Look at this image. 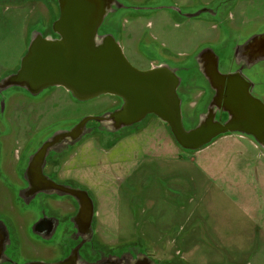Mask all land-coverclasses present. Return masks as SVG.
<instances>
[{"label": "rangeland", "instance_id": "rangeland-1", "mask_svg": "<svg viewBox=\"0 0 264 264\" xmlns=\"http://www.w3.org/2000/svg\"><path fill=\"white\" fill-rule=\"evenodd\" d=\"M122 1L138 9L119 11L107 21L112 19L113 34L128 61L142 71L154 64L185 62L203 48L223 42L225 22L244 24L247 29L264 27V22L253 24L264 18V0ZM47 2H52L53 12L58 13L54 0H0V80L19 69L32 32L39 31L41 23L53 22L45 6L51 8L52 4ZM191 95L182 105L184 117L196 91ZM196 98L199 103V96ZM11 102L6 101L3 112L0 107V221H7L18 234L23 262L51 263L61 258V253L55 244L31 237L36 215L17 202L19 187L4 176L13 177L11 165L17 163V153L27 144L39 147L57 129H69L87 116L111 111L117 98L102 95L78 101L63 87H50L33 98L16 96ZM132 129L115 143L108 142L102 132L85 136L59 162L65 177L92 196L96 237L110 250L108 256L136 250L156 264H264V234L249 243L250 234L231 235L219 228L208 235V242L198 243L195 224L198 196H264V159L252 155V139L227 135L204 152L187 153L154 115ZM256 151L264 152L262 148ZM130 171L133 185L128 180ZM223 209L233 210L228 203ZM193 212L189 225L196 229L181 246L179 225L183 228Z\"/></svg>", "mask_w": 264, "mask_h": 264}, {"label": "water", "instance_id": "water-1", "mask_svg": "<svg viewBox=\"0 0 264 264\" xmlns=\"http://www.w3.org/2000/svg\"><path fill=\"white\" fill-rule=\"evenodd\" d=\"M58 4L60 15L53 29L60 39L43 37L39 31L32 32L19 69L0 80V93L21 88L38 96L50 87H63L78 101L111 95L120 98L123 104L99 116H87L69 129L58 130L41 144L30 157L25 173L31 179L33 195L69 194L79 202L78 218L92 212L93 202L87 192L57 185L43 175L47 157L52 152L68 151L95 132L116 134L141 123L149 115L167 125L176 143L190 153L230 134L249 137L264 150V101L253 96L249 87L246 91L239 80L228 81L229 76L217 72L218 60L211 47L197 52L192 62L207 70L205 65L209 63L204 61H210V69L217 75L216 86H213L215 95L201 105L196 123L187 128L183 120V100L178 93L181 84L178 71L190 67L180 69L163 63L139 70L128 61L113 34H99L107 17L138 8L119 0H58ZM221 112L229 116L225 122L217 119ZM8 246L9 233L0 221V264L7 261L5 251ZM132 253L126 252L119 257L102 256L89 263L75 250L58 262L26 264H156L148 255L136 250Z\"/></svg>", "mask_w": 264, "mask_h": 264}, {"label": "flooded vegetation", "instance_id": "flooded-vegetation-1", "mask_svg": "<svg viewBox=\"0 0 264 264\" xmlns=\"http://www.w3.org/2000/svg\"><path fill=\"white\" fill-rule=\"evenodd\" d=\"M54 1L57 3L58 13L53 12V3L47 2L52 4L51 8L47 4L45 6L49 15L54 17L53 22L51 24L41 23L39 32L42 33L43 37L60 39V36L56 34L53 29V24L60 15L58 0ZM119 1L123 2L122 0ZM217 15L218 13L216 16ZM107 18L99 29L100 35L113 34L114 29L112 19L107 21ZM262 22H264V18H257L254 20L253 24L261 25ZM222 26L225 27L226 31L225 40L212 47L207 46L212 48L215 54L214 56L218 60L217 72H219L222 76H229L227 77L228 81L229 79L234 81L239 80L244 84L246 91L249 87V91L253 96L264 101V27L260 26L259 28L253 27L254 29H247L245 28L244 24L233 25L232 23L227 24L226 22L222 24ZM193 57L194 56L182 63H172L174 64L172 66L181 67L180 69L186 66L190 67L187 70L183 69L178 71V75L181 77V84L178 88V93L184 103L189 97H193L190 93L192 91L191 89L198 88L200 92H198L200 100L198 103V108L197 106L195 107V111L197 114H199L202 110L201 105L208 98L215 95L213 86H216L217 75H215L212 69H210L212 66L210 67V61H207L208 59H205L204 61L209 63V65H205L207 70H202V68H198V63L192 62ZM155 65L157 64L152 65L150 68ZM12 90H15V93H12ZM16 96H24L28 98L35 97L28 91L21 88H12L4 91L0 93L1 112L5 111L4 109L6 107V101H9V103L11 101L13 102ZM116 98L117 102L116 105L113 106L112 110L120 108L123 104V101L120 98ZM2 102L4 103L3 107L1 105ZM228 118L229 116L225 112H221L217 115V119L220 122H225ZM137 125L139 124L134 126ZM134 126H132V128ZM132 128H125L116 134L103 133V136L108 139V142L114 141L112 143H115L118 139L126 135V133L131 132V130L133 131L134 129ZM58 130L62 129H57L56 131ZM2 147L3 141L0 142V160L2 159ZM39 147L36 146L34 148L32 145L27 144L24 147L23 152L17 153V163H12L11 165L13 169V177L10 178L6 175V178L4 176L8 183L12 182V184L14 183L18 185L19 188L16 192L17 202L27 209H32L36 215V219L34 218L35 220L31 226L32 228L30 229L31 237L41 242H48L50 244L53 243L56 245L62 256L51 263L64 260L75 250H78L81 259L89 263L100 260L102 256H108V254L111 253L110 250L105 248L96 237V211L92 196L75 180L67 176L65 177V175L62 173V168L59 166L60 160L67 151L61 154L54 152L50 153L43 169V175L54 181L57 185L68 186L75 190L87 192L88 196L93 202L92 212L89 211L87 214L83 215V217L78 218L80 209L79 202L74 196L69 194L49 195L38 193L33 195L31 193V182H29L31 179H29L30 177L27 178L25 173L30 157L37 151ZM129 176L128 180L132 181V175L130 174ZM61 202L68 203L69 206H65V204H59ZM3 223L6 225L9 233V246L5 251L7 255V261L9 262L6 261L4 264L29 263L28 261L23 262L20 259L22 256L19 251L20 243L18 234L15 233V229L9 223H7V221Z\"/></svg>", "mask_w": 264, "mask_h": 264}, {"label": "crops", "instance_id": "crops-1", "mask_svg": "<svg viewBox=\"0 0 264 264\" xmlns=\"http://www.w3.org/2000/svg\"><path fill=\"white\" fill-rule=\"evenodd\" d=\"M191 90H192L190 92L191 94L194 93V91H196V96L194 97L195 101H192L190 103V107H189L190 111H188V114L185 117L187 119V123L185 122L184 117H183L185 127L187 128L193 127L198 119V114L195 111L196 110L195 107L197 106L198 108V99L196 97H198V94L200 92L198 93V88L196 89L193 88ZM169 133H170V130H169ZM230 135H234V134H230ZM226 136L227 135L221 136L217 138L210 145L200 149L197 152H192V153H199L200 151L207 150L210 147L214 146V144L219 139L226 138ZM238 136L246 138L245 136H241V135H238ZM174 142L176 143L175 140ZM251 144L254 145L253 154L252 153L251 154L254 155L256 159H259V158L264 159V152L256 151L257 148H260V147L257 146L256 143L252 140H251ZM187 153H190V152H187ZM144 166H141V167H144ZM138 167L140 166H138L137 164V167L135 169H137ZM261 168H262L261 173L262 172L264 173V164ZM252 169L253 168L251 166V170ZM146 170H149L148 166ZM137 171L138 172L140 171L139 168L137 169ZM130 173L132 175L131 171ZM263 173L261 177H264ZM133 181H135V179L131 181L132 185H133ZM149 201L150 203H152L153 198L151 199L149 198ZM219 201H222V202H219ZM224 203H228L231 205V207L233 208L232 213L227 212L226 210L223 209ZM204 206L206 207L205 209H203ZM193 215H194V212L188 218L185 219L184 223L182 224V226H184L183 228H181V226L179 225L180 230L178 231V233H180V236H179L178 242L181 244V246L183 245V243H186L191 238L192 233L196 229L195 227H192L189 225V223L192 220ZM195 224L196 226H198V243L208 242L211 234H214V232L217 233L216 230H218L219 228L223 232L229 233L231 235L241 234V233L244 235L250 234L249 243L257 242V240L259 239V235L264 234V196L263 195L257 196L256 194H251V193H235L232 196H226V197L221 196V197H217V199H214L207 195L198 196V219ZM208 227H211V230Z\"/></svg>", "mask_w": 264, "mask_h": 264}]
</instances>
